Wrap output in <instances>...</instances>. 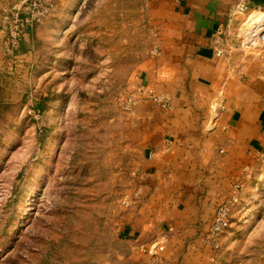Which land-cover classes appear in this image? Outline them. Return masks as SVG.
Segmentation results:
<instances>
[{
  "label": "rangeland",
  "instance_id": "rangeland-1",
  "mask_svg": "<svg viewBox=\"0 0 264 264\" xmlns=\"http://www.w3.org/2000/svg\"><path fill=\"white\" fill-rule=\"evenodd\" d=\"M50 2L16 68L0 63V264H177L169 252L181 245L161 234L148 200L153 159L133 139L132 111L119 107L154 43L142 0ZM251 15L245 8L219 36L216 57L226 41L264 47V27L249 42ZM256 200L234 206L212 260L202 244L208 264L264 261V193Z\"/></svg>",
  "mask_w": 264,
  "mask_h": 264
},
{
  "label": "crops",
  "instance_id": "crops-1",
  "mask_svg": "<svg viewBox=\"0 0 264 264\" xmlns=\"http://www.w3.org/2000/svg\"><path fill=\"white\" fill-rule=\"evenodd\" d=\"M146 4L159 55L149 56L140 81L166 96L170 108L145 102L133 109V139L146 162L153 159L148 200L160 232L181 245L169 254L179 256L177 264H208L201 236L215 208L233 196L256 204L264 193V47L245 52L226 41L224 54L215 56L219 36L234 29L238 6L258 14L264 0ZM6 8H18L17 1L0 0V14ZM1 42L0 35L7 68Z\"/></svg>",
  "mask_w": 264,
  "mask_h": 264
},
{
  "label": "built area",
  "instance_id": "built-area-1",
  "mask_svg": "<svg viewBox=\"0 0 264 264\" xmlns=\"http://www.w3.org/2000/svg\"><path fill=\"white\" fill-rule=\"evenodd\" d=\"M18 8H6L0 14V35L2 36V54L4 60L16 68L18 51L22 39L26 33L40 23L41 20L52 15L55 6L50 0H16ZM146 10V0H143ZM244 5L237 8L238 14H243ZM152 41L157 38V34L151 30ZM264 41V35L261 37ZM151 56L159 55L158 45L152 43ZM221 52H217L220 55ZM151 101L162 110L170 108L169 100L166 96L154 94L144 83H138L132 91L124 94L119 100V107L124 112H131L145 101ZM149 158H151L149 156ZM238 204L237 196H233L229 201L218 205L213 213V219L208 228L202 233L201 240L203 248L211 253L209 260L220 252L221 242L229 231L231 211Z\"/></svg>",
  "mask_w": 264,
  "mask_h": 264
},
{
  "label": "bare ground",
  "instance_id": "bare-ground-1",
  "mask_svg": "<svg viewBox=\"0 0 264 264\" xmlns=\"http://www.w3.org/2000/svg\"><path fill=\"white\" fill-rule=\"evenodd\" d=\"M255 16V17H253ZM264 19V13H259V14H254V15H251L250 17V20L248 22V24L246 25V28L248 29L249 27H251V25L254 23V22H257L258 20H262ZM261 26L258 27L257 30H255L253 33H249L248 36H249V42L252 43L254 38H256L258 36V34L260 33L261 31ZM249 30V29H248Z\"/></svg>",
  "mask_w": 264,
  "mask_h": 264
},
{
  "label": "water",
  "instance_id": "water-1",
  "mask_svg": "<svg viewBox=\"0 0 264 264\" xmlns=\"http://www.w3.org/2000/svg\"><path fill=\"white\" fill-rule=\"evenodd\" d=\"M260 24H261V25H259V26H261V27L263 28V27H264V19H263V20H260ZM257 27H258V26H257ZM254 28H255L254 25L251 26V27L249 28L248 32L253 33V32H254Z\"/></svg>",
  "mask_w": 264,
  "mask_h": 264
}]
</instances>
